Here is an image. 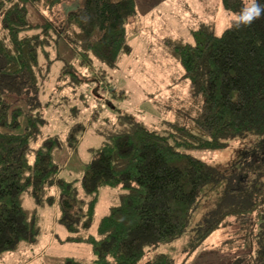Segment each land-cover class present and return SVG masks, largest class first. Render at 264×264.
I'll use <instances>...</instances> for the list:
<instances>
[{
	"label": "trees",
	"instance_id": "16d2710c",
	"mask_svg": "<svg viewBox=\"0 0 264 264\" xmlns=\"http://www.w3.org/2000/svg\"><path fill=\"white\" fill-rule=\"evenodd\" d=\"M62 1L0 0V256L21 245H37L42 232L37 210L55 205L57 223L68 233L63 241L89 245L95 256L91 261L69 257L63 264H175L156 249L184 235L203 196L224 177L185 151L222 150L237 136L264 134V17L239 29L230 27L231 18L219 36L206 31L202 41L193 45L179 38L163 40L182 69L181 79L188 82L196 115L170 123L161 134L129 117L124 119L126 130L98 132L103 142L90 149L78 188L77 180L60 176L59 154L77 151L86 126L73 124L64 139L39 140L46 123L39 110L47 105L43 84L52 63L47 50L62 39L74 63L91 71L90 76L78 77L81 69L76 76L66 71L75 64H66L61 80L106 86L107 70L131 53L129 37L139 33L141 20L135 0H83L57 25L49 19L31 22L35 14L52 11ZM247 3L221 0L225 12L233 15ZM41 58L47 60L44 66ZM57 88L60 84L54 83V91ZM251 153L264 158L254 149L243 161L255 160ZM103 187L119 188V203L109 208L91 233L96 195ZM24 194L33 209L23 206ZM257 207L264 209V184L256 188L250 205L208 216L188 253L220 228L228 215L252 217ZM259 233L253 264H264V229Z\"/></svg>",
	"mask_w": 264,
	"mask_h": 264
},
{
	"label": "rangeland",
	"instance_id": "374dc122",
	"mask_svg": "<svg viewBox=\"0 0 264 264\" xmlns=\"http://www.w3.org/2000/svg\"><path fill=\"white\" fill-rule=\"evenodd\" d=\"M82 2L63 0L52 11L35 14L31 22L49 19L57 25L62 15ZM135 3L141 29L129 37V56L124 55L116 68L107 70L104 80H108L109 85L96 81L74 83L61 80L62 68L66 64L74 66L73 53L62 39L56 47L47 50L52 63L50 77L43 84V89L47 90L39 96L41 100L43 94V103H47L39 109L46 121L39 140L48 136L64 139L73 124L86 126L77 151L59 154L60 176L68 181L77 180L75 185L78 188L85 165L90 160V149L103 142L98 132L126 130L128 124L124 119L129 117L161 134L169 130L170 123L184 122L196 115L197 108L192 105L188 94V82L181 79L182 69L162 42L168 38H179L193 45L202 41L204 32L209 30L219 36L235 16L225 12L221 0H135ZM46 61L41 58V66ZM74 64V67L67 66L66 71L77 76L81 69L78 77L90 76L91 71ZM54 83L60 84L55 91ZM118 93L119 96L114 97ZM254 149L259 154L264 153V134L237 136L222 150L185 151L215 167L224 177L203 196L184 235L162 244L155 253L168 255L175 264H253V248L262 234L259 232L264 229V209L261 207L254 209L252 217L228 215L222 226L193 252L188 253V249L192 240L199 236L197 229L208 216L224 211V208L250 205L254 200L256 188L264 184V158L257 159L251 153L255 160L250 163L243 161ZM257 166L260 168L258 171ZM120 193L119 188L103 187L99 190L91 233L95 232L99 220L109 208L119 203ZM22 202L26 209H33L28 195H23ZM37 214L42 227L39 243L32 247L21 245L17 251L0 256V264H63L69 257L87 261L95 258L89 245L63 241L68 233L57 223L58 208L55 205L38 209Z\"/></svg>",
	"mask_w": 264,
	"mask_h": 264
},
{
	"label": "clouds",
	"instance_id": "9594fccd",
	"mask_svg": "<svg viewBox=\"0 0 264 264\" xmlns=\"http://www.w3.org/2000/svg\"><path fill=\"white\" fill-rule=\"evenodd\" d=\"M264 17V3H259L258 0H249V3L244 5L242 9L235 14L230 27L239 29L241 26H250L254 21Z\"/></svg>",
	"mask_w": 264,
	"mask_h": 264
}]
</instances>
